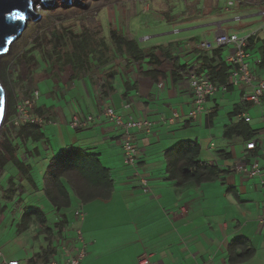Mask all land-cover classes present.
Here are the masks:
<instances>
[{
	"label": "crops",
	"instance_id": "0c3cea01",
	"mask_svg": "<svg viewBox=\"0 0 264 264\" xmlns=\"http://www.w3.org/2000/svg\"><path fill=\"white\" fill-rule=\"evenodd\" d=\"M214 1L198 0L193 10L171 13L170 21L160 14L152 41L133 43L139 54L113 55L112 46L109 55L106 49L89 54L85 74L63 63L50 67L46 54L39 62L26 54L27 63L31 55L38 67L44 64L41 79L34 83L29 68L25 75L15 68L13 102L38 90L31 113L44 123H8L0 132L3 259L63 264L84 245L78 264H139L141 258L147 264H264V92L256 104L242 99L250 87L231 83V45L197 47L221 33L246 37V60L260 76L264 14L256 6H239L231 17L205 12ZM192 74L218 87L196 117L189 115ZM107 105L145 122L133 130L135 165L122 162L121 129L102 115ZM87 116L93 120L70 125ZM251 140L255 147L248 150ZM67 150L80 162L95 157L105 173L96 180V170L89 171V183L71 174V187L60 177L69 199L57 209L46 198L44 177L50 161ZM253 162L254 176L235 169L248 171ZM187 169L192 172L184 174ZM33 208L43 213L44 225L26 218L22 229L23 212Z\"/></svg>",
	"mask_w": 264,
	"mask_h": 264
},
{
	"label": "rangeland",
	"instance_id": "374dc122",
	"mask_svg": "<svg viewBox=\"0 0 264 264\" xmlns=\"http://www.w3.org/2000/svg\"><path fill=\"white\" fill-rule=\"evenodd\" d=\"M55 1L52 0L53 4L47 3L45 5L41 0H33L32 11L39 14L38 19L34 20L32 17H28L24 30L14 40L9 51L0 58V69H3V73L0 70V73H2L0 74V79L6 88L7 103L9 101L13 102L14 98V82L12 80L15 76V68L19 69L23 75L26 74V69L29 68L30 71L27 76L29 74L31 76L34 75V83L41 79L42 68L40 69V67L44 66V64H38V67L36 63H26L24 59L28 57L26 54L30 52L34 55V59L37 58L38 62L41 61L39 57L45 55L46 52L44 51L50 49L47 45L50 42L45 37L50 32L58 29V27L60 29L70 28L75 32L80 31V29L86 30L93 37L91 43H96L97 47L99 43H105L109 49L113 47L111 43H114V41L110 37L112 29L128 40L135 39L137 43H150L152 39H149V41L148 37L155 32V26L158 24L157 20L160 14L165 15L166 20L170 21L171 13L193 10L195 8L194 5L198 2V0H80L82 1L81 3L80 1L74 2V0H70V3L62 1L64 3L62 11H55L53 9ZM185 1L188 3L187 6ZM226 2L227 7L230 6L228 2L233 4L227 11L224 9ZM202 5L203 3L199 6V12L204 13L205 7ZM239 6H256L255 9L262 12L264 11V0H218L209 5L205 12L210 10L213 14L219 13L221 16L231 17ZM251 20L249 18L246 21ZM65 41L70 43L68 39ZM36 44L39 45L35 46ZM113 52L114 49H111V53ZM109 53L110 51L108 50L107 55ZM113 55L115 54L113 53ZM88 60L91 61L90 56ZM34 68L35 70H33ZM8 122L9 120L4 118L0 125V132Z\"/></svg>",
	"mask_w": 264,
	"mask_h": 264
},
{
	"label": "built area",
	"instance_id": "2783aa9c",
	"mask_svg": "<svg viewBox=\"0 0 264 264\" xmlns=\"http://www.w3.org/2000/svg\"><path fill=\"white\" fill-rule=\"evenodd\" d=\"M232 2H228L231 5ZM264 14V11H262ZM246 37L239 36L235 33L227 34L221 33L216 36L213 41H201L197 44L199 49H211L213 46L231 45L233 47V52L228 55L227 61L232 66L231 71V83L234 85L244 84L249 86L250 90L243 95L242 99L244 101H249L251 103H258L259 99L264 92V73L260 76L254 75L251 70L247 58V52L245 50ZM190 87L194 96V108L189 112L191 117H196L200 112L204 110V106L207 98L212 97L217 91L218 87L216 84L211 82L208 78L197 77L195 75H190ZM39 97L38 90H33L31 94L27 97L21 98L20 100H15L13 104V113L9 118V124L12 127H18L24 124H34L37 126L43 125L44 121L41 117L31 113V110L35 106ZM102 115L115 127L121 129V159L122 162L128 165L136 164L137 148L135 146L134 140V129H139L145 124L144 121L139 119H134L133 117H127L126 119L121 117L114 107L105 106L102 109ZM244 120H249L247 117H243ZM92 116H87L82 120L73 118L71 122L72 127L83 126L86 123L92 121ZM255 147V142L253 140L246 143V149H253ZM235 169L239 172H245L249 176H254L259 173V167L257 162H253L248 171L243 168V165H238ZM144 190L146 191L145 182ZM78 213V212H77ZM76 238L83 243L82 236L79 230H77ZM84 255V245L82 249L74 257H70L63 264H78L80 259ZM0 261L1 264H18L17 260H5L3 259L2 252L0 250ZM147 258H141L139 264H147ZM51 264H57L52 262Z\"/></svg>",
	"mask_w": 264,
	"mask_h": 264
},
{
	"label": "trees",
	"instance_id": "16d2710c",
	"mask_svg": "<svg viewBox=\"0 0 264 264\" xmlns=\"http://www.w3.org/2000/svg\"><path fill=\"white\" fill-rule=\"evenodd\" d=\"M110 37L114 41V43L112 44L114 49L113 53L115 55H120L122 52H127L131 50H133L131 51L133 52V55L139 54L138 49L133 48L135 47L133 43H137L135 39L128 40L122 34L117 33L116 30L113 29L110 31ZM45 38L48 42H50L47 43L50 49L48 51H44L46 52L45 56L48 58V65L53 68L56 66H61L60 63H63V65L70 66L72 72L74 73L78 72L85 74L87 70L90 69V65L88 62L89 54H91V56L98 57V55H103L101 53H104V49H106V51L109 50L108 45H105V43H99L98 47L96 46V43H91L93 40L91 34L86 30L81 29L80 31L75 32L70 28L60 29L58 27V29H55L53 32H50ZM66 39H68L70 43H66ZM38 45L39 44H36L35 46ZM29 57L31 59L28 60L32 62V56L30 55ZM0 70L3 73V69ZM13 104L14 102L11 101L7 103L5 118L8 120L13 113ZM24 126L26 125L24 124ZM66 152L64 153L66 155L65 158H63V155L61 157V160L59 161L56 159H52L50 161L47 169V174L44 177V193L46 195V198L51 203V205H53L57 209L61 208L62 206H66L69 199V194L65 187L62 188L61 185L58 183L60 177L67 176L66 178L68 184L70 183L69 186L71 187L73 185L71 180V174L73 175L75 173V178H77L79 181H82L83 183H89L87 180L89 171L96 170V180H100L99 175L101 173L104 175L105 173L104 168L100 166L99 162L95 157H84V154L81 153V157L84 158H82L83 160H81L82 162H80L77 158H74L72 155H70V150H67ZM89 159L92 160L90 164L88 162ZM78 163H84L85 166L83 165V168H77ZM195 163L196 162L192 161V164ZM191 172L192 171H190L189 169L183 171L184 174H189ZM75 183L76 182H74V184ZM90 183H93V181H90ZM26 218L34 219L41 225H44L45 223L43 213L38 208H33L27 212H23L21 224L22 229H25L28 226V223H25Z\"/></svg>",
	"mask_w": 264,
	"mask_h": 264
},
{
	"label": "water",
	"instance_id": "95a60500",
	"mask_svg": "<svg viewBox=\"0 0 264 264\" xmlns=\"http://www.w3.org/2000/svg\"><path fill=\"white\" fill-rule=\"evenodd\" d=\"M45 5L52 0H41ZM70 3V0H61ZM80 0H74L79 2ZM82 3V1H80ZM33 0H0V58L10 49L14 40L26 27L28 17L37 20L38 13L32 11ZM23 14V19L19 18ZM7 110V92L0 79V125L5 118Z\"/></svg>",
	"mask_w": 264,
	"mask_h": 264
},
{
	"label": "bare ground",
	"instance_id": "6f19581e",
	"mask_svg": "<svg viewBox=\"0 0 264 264\" xmlns=\"http://www.w3.org/2000/svg\"><path fill=\"white\" fill-rule=\"evenodd\" d=\"M87 1V0H86ZM56 3H54L55 5H54V7H53V9L55 10V11H62L63 10V8H64V3L62 2V1H60V0H56L55 1ZM51 4H53V3H51ZM53 6V5H52ZM34 12V11H33ZM35 13V12H34Z\"/></svg>",
	"mask_w": 264,
	"mask_h": 264
},
{
	"label": "snow or ice",
	"instance_id": "6c2138e0",
	"mask_svg": "<svg viewBox=\"0 0 264 264\" xmlns=\"http://www.w3.org/2000/svg\"><path fill=\"white\" fill-rule=\"evenodd\" d=\"M19 18L20 19H23L24 17H23V14H19Z\"/></svg>",
	"mask_w": 264,
	"mask_h": 264
},
{
	"label": "clouds",
	"instance_id": "9594fccd",
	"mask_svg": "<svg viewBox=\"0 0 264 264\" xmlns=\"http://www.w3.org/2000/svg\"><path fill=\"white\" fill-rule=\"evenodd\" d=\"M43 3V2H42Z\"/></svg>",
	"mask_w": 264,
	"mask_h": 264
}]
</instances>
